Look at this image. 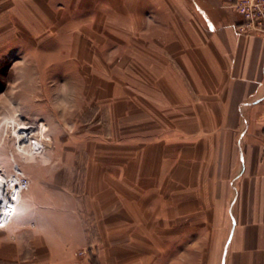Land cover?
Returning a JSON list of instances; mask_svg holds the SVG:
<instances>
[{"label": "crops", "instance_id": "obj_1", "mask_svg": "<svg viewBox=\"0 0 264 264\" xmlns=\"http://www.w3.org/2000/svg\"><path fill=\"white\" fill-rule=\"evenodd\" d=\"M128 2L130 92L114 94L88 168L73 174L87 180L76 190L88 200L83 226L51 235L50 252L95 243L94 220L99 243H154L188 194L177 212H197V264H264V35L238 31L225 0ZM141 222L145 235L132 232Z\"/></svg>", "mask_w": 264, "mask_h": 264}, {"label": "rangeland", "instance_id": "obj_2", "mask_svg": "<svg viewBox=\"0 0 264 264\" xmlns=\"http://www.w3.org/2000/svg\"><path fill=\"white\" fill-rule=\"evenodd\" d=\"M130 12L128 0H0V175L8 181L21 171L31 181L0 230V264H51L50 256L53 264H197V212H177L191 206L188 194L180 204L174 197L154 243L142 222L132 228L145 235L136 242L99 243L96 220L87 229L95 243L62 244L53 254L46 242L83 226L88 200L77 191L87 180L73 174L102 140L114 94L130 92ZM189 167L183 176L193 171L197 186V164ZM89 199L94 211L97 199Z\"/></svg>", "mask_w": 264, "mask_h": 264}, {"label": "built area", "instance_id": "obj_3", "mask_svg": "<svg viewBox=\"0 0 264 264\" xmlns=\"http://www.w3.org/2000/svg\"><path fill=\"white\" fill-rule=\"evenodd\" d=\"M226 8L241 17V33L264 35V0H225ZM31 181L23 172L12 174L8 181L0 175V229L8 227L15 216Z\"/></svg>", "mask_w": 264, "mask_h": 264}]
</instances>
